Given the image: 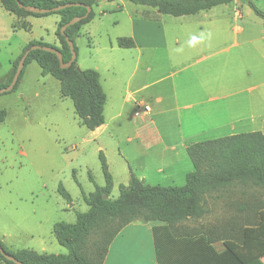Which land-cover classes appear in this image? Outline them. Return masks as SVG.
<instances>
[{
	"label": "rangeland",
	"instance_id": "1",
	"mask_svg": "<svg viewBox=\"0 0 264 264\" xmlns=\"http://www.w3.org/2000/svg\"><path fill=\"white\" fill-rule=\"evenodd\" d=\"M253 1L264 11V0ZM237 2L238 7L234 3L220 4L198 15L175 17L161 13V18L168 35L178 31L180 18L203 22L198 26L204 30L207 23L215 29L221 21L219 31L226 36L228 46V81L241 70L244 84L263 87L264 20L255 14L247 0ZM103 5L119 6L121 10L101 16L94 9L95 17L84 25L73 42L79 69L99 72L106 94L101 126L90 130L81 125L72 100L61 94L59 81L49 74L42 75L35 61L24 67L16 90L0 94V108L6 111L4 121L0 122V239L8 249L67 253L55 239L52 227L60 221L74 223L76 212L88 209L81 189L90 193L96 185L104 184L99 151L103 152L113 178L109 198L115 199L119 185L128 183L130 170L137 177L145 174V183L150 185H184L185 174L193 169L184 145L216 138H181L172 113L152 116V121L149 115H134L136 104L124 102V91L132 92L152 83L160 77L159 68L169 73L170 61L162 52L139 58L134 49H108L115 37L130 33L127 15L142 7L127 0L104 1ZM15 20V15L0 6V80L4 82L11 73L10 60L30 40L60 45L55 34L57 14L28 17L29 30H14ZM185 23L188 28L190 24ZM236 41L248 45L236 48L233 44ZM144 75L145 81L140 82V76ZM161 84L154 82L134 97L154 107L149 92ZM254 127L255 131L264 132V122ZM158 132L161 136L157 137ZM60 183L71 195V203L59 194ZM238 188L244 190V195L258 197L257 205L264 209L262 189L251 185Z\"/></svg>",
	"mask_w": 264,
	"mask_h": 264
},
{
	"label": "crops",
	"instance_id": "2",
	"mask_svg": "<svg viewBox=\"0 0 264 264\" xmlns=\"http://www.w3.org/2000/svg\"><path fill=\"white\" fill-rule=\"evenodd\" d=\"M104 1L108 0H101L95 7L98 15L121 10L119 6L105 7ZM231 3L237 7L240 4L237 0ZM141 7L127 15L131 27L127 36L134 40L135 46L118 47L115 37L109 41L108 49H134L139 58L162 52L169 59L171 71L157 70L160 77L152 83L162 84L149 92L154 107H150V112L144 116L149 115L152 121V116L172 113L183 139L218 138L255 131V124L264 122V86L244 84L241 70L228 81V46L226 36L219 31L221 21L215 29L207 23L204 30L198 26L203 22L180 18L178 31L168 35L161 13L153 7ZM185 22L190 24L188 28ZM244 43L236 41L233 44L240 48L248 45ZM121 53L126 55V52ZM136 66L137 63L134 70ZM145 79V75L140 76V82ZM152 83H145L132 92L126 89L124 95L122 92L124 102L143 101L134 95L148 89ZM209 133L212 135H205ZM158 134L157 137L161 136ZM145 176L139 178L145 182ZM238 186L206 195L205 211L199 217L172 226L159 220L128 223L110 242L103 264H264V253H258L264 241V209L257 205L258 197L244 195Z\"/></svg>",
	"mask_w": 264,
	"mask_h": 264
},
{
	"label": "trees",
	"instance_id": "3",
	"mask_svg": "<svg viewBox=\"0 0 264 264\" xmlns=\"http://www.w3.org/2000/svg\"><path fill=\"white\" fill-rule=\"evenodd\" d=\"M23 5L43 9L78 2L84 5H72L56 11L33 12L18 6L16 0H0L2 8L15 15L12 28L30 29L28 17H42L57 14L58 21L55 34L60 45H53L41 40H30L19 55L10 60L11 73L0 88L7 86L25 50L33 45L57 48L66 62L71 57L69 46L60 28L73 17H81L68 25L64 32L73 42L79 35L82 26L95 16V7L101 0H18ZM111 1V0H108ZM134 4L156 8L160 13L172 16L191 15L210 9L219 4H228L234 0H127ZM256 15L264 20V11L259 9L253 0H247ZM86 6L91 7L87 16ZM116 45L131 48L135 42L131 37L116 38ZM75 48V46H74ZM35 61L42 75L49 74L59 81L60 92L72 100L74 111L81 125L95 130L104 123V105L106 94L100 83L99 72L95 69H77L76 59L69 66L62 68L55 53L41 48L30 49L19 78L14 87L16 90L22 77L24 67ZM7 93V92H4ZM6 117V111L0 108V122ZM186 153L193 169L186 173L185 183L181 186L150 185L137 177L131 170L127 184L119 185V195L110 199L113 178L108 170L106 158L102 151L98 157L104 177L102 186L85 193L82 198L88 206L84 212H76L74 223L64 221L54 223L52 232L59 244L67 253H39L32 249H8L0 239L5 252L25 264H103L108 246L114 236L128 223L133 221H164L169 226L188 218L201 216L205 209V196L216 191H225L240 185L254 186L264 191V132H240L228 136L194 142L186 147ZM75 177V172H73ZM89 178L92 175L89 173ZM59 194L68 202L72 197L65 187L58 185ZM244 193V190H243ZM107 195L108 198L103 196ZM264 239V238H263ZM259 254L264 253V241L260 244ZM0 264H16L0 252Z\"/></svg>",
	"mask_w": 264,
	"mask_h": 264
},
{
	"label": "water",
	"instance_id": "4",
	"mask_svg": "<svg viewBox=\"0 0 264 264\" xmlns=\"http://www.w3.org/2000/svg\"><path fill=\"white\" fill-rule=\"evenodd\" d=\"M18 2V6L21 7V8H24L25 10H28V11H33V12H38V13H43V12H49V11H56V10H59V9H62V8H65V7H68V6H72V5H84L83 3H78V2H71V3H65L63 5H59V6H56V7H53L51 9H43V8H39V7H35V6H28V5H23L22 3H20L18 0H16ZM87 8V11L86 13L84 14V16H87L88 13L91 11V7L90 6H86ZM81 17H73L69 22H67L66 24H64L61 28H60V32L61 34H63L65 36V40L69 46V49H70V52H71V57L68 61L64 62L63 61V57H62V54L61 52L55 48V47H51V46H41V45H33L31 46L29 49L25 50L24 53L22 54V56L20 57L19 61H18V64H17V67H16V70H15V73L10 81V83L5 86V87H2L0 88V94L1 93H4V92H8L10 91L14 85L16 84L18 78H19V74L23 68V65H24V60L29 52L30 49H36V48H41L45 51H49V52H53L56 54L58 60H59V63H60V66L62 68H65V67H69L76 59V51H75V48H74V43L73 41L65 35V28L68 26V25H71L73 23H75L76 21H78ZM76 68L79 69V67L76 65ZM105 199L108 198L107 195H104L103 196ZM0 252L4 255L5 258L13 261L14 263L16 264H25L19 260H17L14 256L10 255L9 253L5 252V250L3 249V247L0 245Z\"/></svg>",
	"mask_w": 264,
	"mask_h": 264
},
{
	"label": "built area",
	"instance_id": "5",
	"mask_svg": "<svg viewBox=\"0 0 264 264\" xmlns=\"http://www.w3.org/2000/svg\"><path fill=\"white\" fill-rule=\"evenodd\" d=\"M151 108L150 106L143 102V101H138L136 103V109L134 111V115L137 117H140L142 115L148 114L150 112Z\"/></svg>",
	"mask_w": 264,
	"mask_h": 264
}]
</instances>
